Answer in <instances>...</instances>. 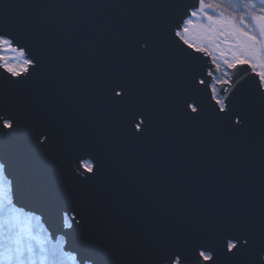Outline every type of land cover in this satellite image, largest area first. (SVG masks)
I'll return each mask as SVG.
<instances>
[{
    "label": "water",
    "instance_id": "obj_1",
    "mask_svg": "<svg viewBox=\"0 0 264 264\" xmlns=\"http://www.w3.org/2000/svg\"><path fill=\"white\" fill-rule=\"evenodd\" d=\"M197 5L198 0H0V31L11 32L26 56L40 60L26 81L0 66V107H16L25 130L22 137L0 141V160H9L6 175L15 183V206L39 217L53 243L67 234L65 252L76 256L73 249L90 243L101 264H157L159 245L209 214L243 213L259 222L264 211L259 77L249 65H238L228 68L229 84H216L222 99L235 93L249 111L248 127L225 128L215 119L218 107L210 89L199 85L201 79L216 83L220 71L207 52L196 53L174 36L176 24ZM144 39L152 42L148 52L140 45ZM117 80L132 96L147 99L152 144L169 145L171 161L195 160L197 169L214 173L175 172L169 194L159 199L121 192L107 166L95 181L77 186L71 175L74 155L66 149L78 145L91 152L106 114L127 128L109 100L110 84ZM185 100L201 106L198 120L188 118ZM34 130L51 136L47 148L38 144ZM189 176L206 178L213 193L190 197L183 182ZM67 198L81 203L91 231L69 229L66 217L71 225L74 221L59 208Z\"/></svg>",
    "mask_w": 264,
    "mask_h": 264
},
{
    "label": "snow or ice",
    "instance_id": "obj_2",
    "mask_svg": "<svg viewBox=\"0 0 264 264\" xmlns=\"http://www.w3.org/2000/svg\"><path fill=\"white\" fill-rule=\"evenodd\" d=\"M173 31L178 41L196 53L207 52L209 45L219 49L218 41L222 42L227 51L220 54L229 69L238 65H249L254 70L258 68L256 91L264 105V0H239V5L233 0L213 4L198 0V5L185 13ZM16 44L15 35L0 31V66L18 81H26L32 77L30 69L39 68L40 60L26 56L25 49ZM140 45L148 52L152 42L144 39ZM3 53L18 54L22 58L21 64H10V58L14 57ZM216 68L219 70L220 64H216ZM208 75L211 76L212 72ZM217 83L223 86L230 81L217 80ZM199 85L210 89L218 107L214 116L219 123L237 132L248 127V108L236 102L235 93L221 99L222 93L216 87L203 79ZM110 88V103L121 111L129 134L136 139L143 138L149 123L146 117L138 121L137 118L145 114L133 103L131 90L119 80L111 82ZM184 105L189 119L200 118L202 109L199 104L185 100ZM33 134L42 148H47L52 142L51 136L44 131L34 130ZM24 135L18 109L14 106L0 107V141L10 142ZM66 154L74 155L72 162L75 168L71 169V175L77 186H86L101 174L103 165L92 152L73 145L66 149ZM8 168L9 160H0V264H57L55 251H50L44 244H40L38 250L31 245L23 246L22 238L14 231L12 214L17 210L14 204L16 189L14 181L6 175ZM59 208L64 216H70L74 221V225H69L70 230L78 227L81 231H91L89 217L78 200L63 199ZM73 251L79 264H101L97 247L93 244L86 243ZM157 264H264V211L258 223H253L243 213L209 214L195 228L184 230L159 245Z\"/></svg>",
    "mask_w": 264,
    "mask_h": 264
},
{
    "label": "flooded vegetation",
    "instance_id": "obj_3",
    "mask_svg": "<svg viewBox=\"0 0 264 264\" xmlns=\"http://www.w3.org/2000/svg\"><path fill=\"white\" fill-rule=\"evenodd\" d=\"M218 43L221 42L218 41ZM209 47L212 46L209 45ZM212 48L208 49L207 54L215 64H218V55L212 52ZM254 71L258 72L259 69ZM221 72L220 78L215 77L216 83L211 84L216 87L218 92L216 84L219 83L217 80H228V73H224L222 70ZM132 101L145 114L143 117H138V121L145 117L148 119L150 106L147 99L135 94L132 96ZM105 116L107 118L103 120L100 137L95 144L91 145L90 149L103 166L109 167L107 169L109 173H115L114 177L121 192L131 194L136 199L164 198L170 192L171 174L183 171L189 175L194 174L195 177L202 172L206 176L209 173H214L212 169H197L199 162L195 160L171 161L169 145L150 142L152 131L148 129L143 138L136 139L129 134L127 128L117 125L120 121L116 120V116L107 114ZM177 166H183L184 169H175ZM194 177L189 176L183 179L190 197L199 198L204 194L213 193V186L206 178L197 179ZM212 180L213 178H211Z\"/></svg>",
    "mask_w": 264,
    "mask_h": 264
},
{
    "label": "trees",
    "instance_id": "obj_4",
    "mask_svg": "<svg viewBox=\"0 0 264 264\" xmlns=\"http://www.w3.org/2000/svg\"><path fill=\"white\" fill-rule=\"evenodd\" d=\"M205 2L208 4L223 3V1L221 0H205ZM16 211L18 212L20 211L19 213H21V215H24L26 218H29L28 221H30L29 226L31 227L30 230L32 234L36 233L38 235H41L45 239L43 241L44 246L50 251L56 252L55 259L57 260V264H77V262L73 263L72 259L71 260L69 259L68 255L63 251L62 247H60L59 245H54L49 240L48 232L46 231L45 227L42 225L38 217L34 215L26 214L25 212L21 210H16ZM26 230H27L26 228L24 230L14 228V231L17 232L21 236L22 241H23V246L31 245L32 247L37 248L38 250L40 244L34 241V239L31 240L30 232L29 234H27L25 232Z\"/></svg>",
    "mask_w": 264,
    "mask_h": 264
},
{
    "label": "rangeland",
    "instance_id": "obj_5",
    "mask_svg": "<svg viewBox=\"0 0 264 264\" xmlns=\"http://www.w3.org/2000/svg\"><path fill=\"white\" fill-rule=\"evenodd\" d=\"M223 1V0H221ZM234 3H236L237 5H239V0H233ZM232 9H229V11L231 12ZM219 11V9L217 10ZM210 14H212L210 12ZM209 48H212V47H209ZM208 48V49H209ZM212 52H215L217 55H218V64H220V68L221 70L226 73L227 71V67L226 65H224L223 63V59L224 57L221 56V51H227V46L224 45L222 42L220 43V48L219 49H216V48H212L211 49ZM5 55H8L9 57H14V59H11L9 60V63L10 64H21L22 62V58H20L18 56V54H13V53H3ZM230 59V57H228ZM228 76V75H227ZM17 210H19L18 208H16ZM20 212V211H19ZM18 211H16L15 213L12 214V223H13V229L16 228V229H21V230H24L25 228L27 229L25 232L27 234H29L30 232V239H34V241L38 242L39 244H43V241L45 240L41 235H38L36 233H33L31 232V227L29 226V223L30 221L29 218H26L24 215H21V213H19ZM21 237V236H20ZM29 238V237H28ZM49 240H50V237H49ZM64 244L63 240L59 238V241L57 242V244L55 245H59L60 247H62ZM67 254V253H66ZM69 259L71 260L72 259V262H76L75 261V256L74 255H71V254H67Z\"/></svg>",
    "mask_w": 264,
    "mask_h": 264
}]
</instances>
